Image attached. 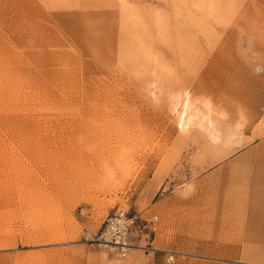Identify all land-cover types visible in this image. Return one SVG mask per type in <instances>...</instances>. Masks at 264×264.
Wrapping results in <instances>:
<instances>
[{
	"label": "rangeland",
	"instance_id": "1",
	"mask_svg": "<svg viewBox=\"0 0 264 264\" xmlns=\"http://www.w3.org/2000/svg\"><path fill=\"white\" fill-rule=\"evenodd\" d=\"M0 264H264V0H0Z\"/></svg>",
	"mask_w": 264,
	"mask_h": 264
},
{
	"label": "built area",
	"instance_id": "2",
	"mask_svg": "<svg viewBox=\"0 0 264 264\" xmlns=\"http://www.w3.org/2000/svg\"><path fill=\"white\" fill-rule=\"evenodd\" d=\"M149 225L153 230L156 229L154 221L149 222ZM138 229L137 216L119 208L105 220L104 229L98 241L118 256L125 257L133 248V239ZM168 260L174 261V255L171 254Z\"/></svg>",
	"mask_w": 264,
	"mask_h": 264
},
{
	"label": "bare ground",
	"instance_id": "3",
	"mask_svg": "<svg viewBox=\"0 0 264 264\" xmlns=\"http://www.w3.org/2000/svg\"><path fill=\"white\" fill-rule=\"evenodd\" d=\"M185 96V95H184ZM174 97V96H173ZM177 99V98H176ZM173 100V99H172ZM186 100V99H185ZM185 100H183V102L185 101ZM174 101H176V100H174ZM187 101V100H186ZM185 101V104L183 105V108L181 109V112H178L179 113V115H178V121H179V125H180V127L183 129V127L185 126V124L188 122V121H190V119H191V116H189L188 118H185L186 116H185V114L187 113V111H188V108H190L189 106L190 105H192V104H194V103H190V101H187L186 102ZM180 102H182V101H180ZM189 102V103H188ZM192 102V101H191ZM190 104V105H189ZM182 105V104H181ZM177 106V104L175 105V107ZM193 106V105H192ZM179 108V107H178ZM173 109V108H172ZM179 111H180V109H179ZM177 112V111H176ZM189 112V111H188ZM187 115V114H186ZM188 116V115H187ZM193 117V116H192ZM188 120V121H187ZM241 125H243V121H239V123H238V126H241ZM190 126V125H189ZM187 131V130H186ZM184 133V132H183ZM185 135V134H184Z\"/></svg>",
	"mask_w": 264,
	"mask_h": 264
}]
</instances>
